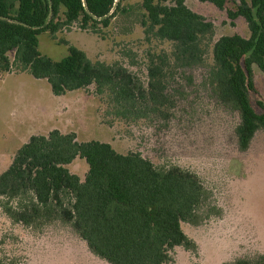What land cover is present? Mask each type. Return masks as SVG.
<instances>
[{
    "label": "trees",
    "instance_id": "obj_1",
    "mask_svg": "<svg viewBox=\"0 0 264 264\" xmlns=\"http://www.w3.org/2000/svg\"><path fill=\"white\" fill-rule=\"evenodd\" d=\"M167 1L144 0V24L150 23L159 38L175 44L176 65L202 63V44L212 36L213 23L189 9L185 0L173 5ZM200 1L219 9L228 2ZM115 4L116 0H0V65L8 67V53L16 50V61L36 79L47 80L55 96L95 84L100 94L109 92L118 116L162 113L168 104V57L159 65L152 61L151 82L145 89L124 67L93 63L75 46H69L61 61L39 50L44 32L57 34L76 22L83 28L108 26ZM228 15L231 20L245 18L251 36H223L214 44L208 80L219 100L239 113L236 136L245 151L255 134L264 131V111L259 113L251 101L252 65L264 72V0H241ZM77 158L89 167L84 181L67 168ZM63 195L70 197L69 207ZM0 199V208L15 223L31 225L59 217L71 222L91 252L109 264H167L176 247L196 251L197 243L182 223L199 225L211 217L205 214L211 194L197 174L180 167L159 169L139 152L121 154L109 143L79 142L75 133L59 130L32 136L18 150L0 175ZM223 264H264V254Z\"/></svg>",
    "mask_w": 264,
    "mask_h": 264
},
{
    "label": "rangeland",
    "instance_id": "obj_2",
    "mask_svg": "<svg viewBox=\"0 0 264 264\" xmlns=\"http://www.w3.org/2000/svg\"><path fill=\"white\" fill-rule=\"evenodd\" d=\"M240 1L228 0L219 9L210 2L185 0L189 9L214 25L212 36L202 44L204 61L191 67L172 62L175 44L159 38L150 23L144 24L148 21L144 0H116L108 26L83 28L76 22L57 34L39 35L40 52L52 60L61 61L69 54V46H75L93 63L124 67L145 89L151 82L152 61L159 65L168 57L164 68L168 104L162 113L118 116L109 92L100 94L95 84L56 97L48 81L33 77L16 61V50H11L9 66L0 65V175L32 136H47L55 129L75 133L79 142L109 143L121 154L139 152L159 169L180 167L197 174L211 194L205 207V214L211 217L199 225L182 223L197 250L176 247L167 264L256 260L264 254V131L259 130L249 148L242 151L236 136L240 115L219 100L208 80L214 66V44L223 36H251L245 18L231 20L228 15ZM252 78L255 91L251 101L263 113L264 72L257 64L252 65ZM88 169L81 159L69 166L81 180ZM63 201L69 207L70 197L63 195ZM213 207L219 212L210 209ZM0 260L11 264H109L91 252L71 222L59 217L23 225L12 221L2 208Z\"/></svg>",
    "mask_w": 264,
    "mask_h": 264
},
{
    "label": "crops",
    "instance_id": "obj_3",
    "mask_svg": "<svg viewBox=\"0 0 264 264\" xmlns=\"http://www.w3.org/2000/svg\"><path fill=\"white\" fill-rule=\"evenodd\" d=\"M1 81H2V80H1ZM63 96H64V95H63ZM54 97H55V96H54ZM56 97H61V96H56ZM42 109L44 110V106H43ZM55 130H57V129H55ZM52 131H53V130H52ZM59 131H60V130H59ZM34 136H37V135H34ZM25 144H26V143H25ZM78 159H81V158H77V159H75V160L73 161V163H75ZM81 160H84V159H81ZM73 163H71V164H73ZM71 164H70V165H71ZM70 165L67 166L68 169H69V166H70ZM71 173H72V172H71ZM82 181H84V180H82Z\"/></svg>",
    "mask_w": 264,
    "mask_h": 264
}]
</instances>
